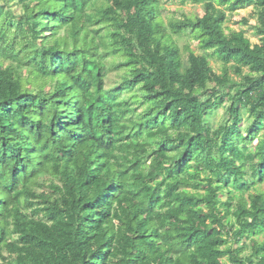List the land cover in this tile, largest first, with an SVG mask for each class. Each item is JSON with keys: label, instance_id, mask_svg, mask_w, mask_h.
Here are the masks:
<instances>
[{"label": "trees", "instance_id": "16d2710c", "mask_svg": "<svg viewBox=\"0 0 264 264\" xmlns=\"http://www.w3.org/2000/svg\"><path fill=\"white\" fill-rule=\"evenodd\" d=\"M162 1L0 0L1 264H264V0Z\"/></svg>", "mask_w": 264, "mask_h": 264}, {"label": "rangeland", "instance_id": "374dc122", "mask_svg": "<svg viewBox=\"0 0 264 264\" xmlns=\"http://www.w3.org/2000/svg\"><path fill=\"white\" fill-rule=\"evenodd\" d=\"M162 4L164 7L163 14L165 16V20L167 21L169 17H173V16L180 17L182 14H187L189 16H196V15H202L204 12L203 6L201 4H194V3L188 2L182 6L179 3L177 2L175 3L170 0H163ZM12 9L15 11V13L18 16L22 14V10L19 7L13 6ZM243 18H246L247 20H249V25H245V23L242 21ZM255 22L256 21H255L254 8L253 6H250L244 10L237 11L233 16H231L230 20L227 23V26L237 31L244 30L247 36L254 43H258V38L255 36L254 31L251 28V26L255 24ZM186 43H187V39L182 38L180 40L181 48H183L186 45ZM192 47L196 48V45L192 44ZM212 65L216 73L221 74V67H220L219 62L212 61ZM232 75L236 80L238 81L240 80V78L237 77L234 73ZM110 78H111V81L116 80L117 74L113 72ZM225 118H226V110L224 108L218 109L210 117L211 123L216 127L220 125L225 120ZM262 240L263 239H261L260 241L262 242Z\"/></svg>", "mask_w": 264, "mask_h": 264}]
</instances>
